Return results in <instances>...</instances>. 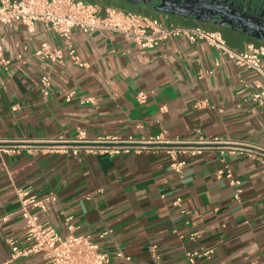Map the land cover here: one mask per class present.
Here are the masks:
<instances>
[{
	"label": "crops",
	"instance_id": "0c3cea01",
	"mask_svg": "<svg viewBox=\"0 0 264 264\" xmlns=\"http://www.w3.org/2000/svg\"><path fill=\"white\" fill-rule=\"evenodd\" d=\"M87 1L101 11L116 7L165 24L219 31L237 50L264 43L239 29L146 4ZM0 41L10 59L7 66L0 62V139L2 145L18 142L14 152L0 150V263L46 264L39 253L11 258L7 238L19 248L30 243L14 192L21 187L54 195L33 212L62 236L96 237L111 228V235L97 239L109 264H154L153 245L160 264H264V97L253 98L262 82L256 72L202 40L181 36L141 49L121 33L73 28L70 42L82 65L66 52L55 63L33 54L44 41L65 47L40 21L33 31L21 22L1 24ZM44 73L51 81L48 95L41 92ZM79 129L88 137L159 131L167 138L219 136L253 155L222 159L220 144H213L200 154L179 155L183 164L175 169L163 150L110 156L42 149ZM206 247L214 248L210 257L186 259L187 252Z\"/></svg>",
	"mask_w": 264,
	"mask_h": 264
},
{
	"label": "built area",
	"instance_id": "2783aa9c",
	"mask_svg": "<svg viewBox=\"0 0 264 264\" xmlns=\"http://www.w3.org/2000/svg\"><path fill=\"white\" fill-rule=\"evenodd\" d=\"M37 21L43 22L65 41L64 48H53L44 41L34 50V55L51 62H62L64 52H66L72 62L79 65L83 64L70 42V32L73 28H79L83 32L105 30L121 33L131 37L141 49L157 47L169 37L181 36L190 42L202 40L220 50L238 66L256 72L262 82L259 85L260 90L253 94V98L259 99L261 102L262 97H264V43L250 42L244 49L237 50L226 43L219 31L209 30L201 26L165 24L158 17L116 7H106L101 11L97 4L87 0H0V25L21 22L26 25L29 31H33ZM2 52L3 47L0 41V62L7 66L10 59L4 57ZM16 57L22 59L23 55L18 53ZM40 83L42 94L48 95L51 89L49 75L42 74ZM225 142L219 136H200L196 139L167 138L164 131H159L148 137H135L131 134L125 137L117 134L88 137L84 130L79 129L72 137L55 141L43 146L42 149L57 153L70 152L74 155L85 152L102 153L110 156L149 149L163 150L169 156L170 164L175 169L183 164V161L178 160L179 155L183 153L200 154L213 144H220L219 154L222 159L226 154L236 152H246L248 155H253L250 149L240 148L236 144L226 145ZM2 143L3 140L0 139V150L5 152H14L18 146V142L10 145H2ZM14 192L19 201L18 211L26 219L24 236L30 243L25 248H19L15 244L14 238H7L12 249L11 258L39 253L46 264L110 263V254L101 248L97 239L111 235V228L105 227L96 237L91 234L62 236L50 224L39 222L37 215L33 212L36 208L45 209L47 203L55 199L52 193L38 196L28 188L21 187H16ZM235 197L238 198V194ZM178 202L179 199L174 201V203ZM6 218V216L1 217L2 220ZM190 236L194 238L196 235L191 234ZM151 250L155 259L154 264H160V257L154 245ZM213 252V247L195 249L187 252L186 259L189 262H194L198 257H210Z\"/></svg>",
	"mask_w": 264,
	"mask_h": 264
},
{
	"label": "water",
	"instance_id": "95a60500",
	"mask_svg": "<svg viewBox=\"0 0 264 264\" xmlns=\"http://www.w3.org/2000/svg\"><path fill=\"white\" fill-rule=\"evenodd\" d=\"M132 4H146L158 10L192 17L197 21H210L239 29L253 38L264 41V21L235 8L228 0H125Z\"/></svg>",
	"mask_w": 264,
	"mask_h": 264
},
{
	"label": "flooded vegetation",
	"instance_id": "af4514ba",
	"mask_svg": "<svg viewBox=\"0 0 264 264\" xmlns=\"http://www.w3.org/2000/svg\"><path fill=\"white\" fill-rule=\"evenodd\" d=\"M227 2L264 21V0H228Z\"/></svg>",
	"mask_w": 264,
	"mask_h": 264
}]
</instances>
